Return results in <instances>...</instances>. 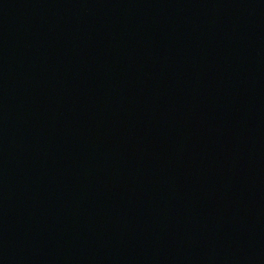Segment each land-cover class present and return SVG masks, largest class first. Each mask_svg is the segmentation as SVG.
Masks as SVG:
<instances>
[{"label": "water", "instance_id": "1", "mask_svg": "<svg viewBox=\"0 0 264 264\" xmlns=\"http://www.w3.org/2000/svg\"><path fill=\"white\" fill-rule=\"evenodd\" d=\"M0 264H264V0H0Z\"/></svg>", "mask_w": 264, "mask_h": 264}]
</instances>
